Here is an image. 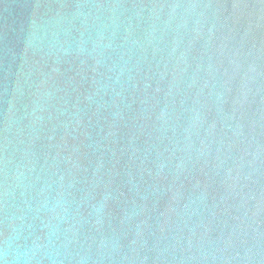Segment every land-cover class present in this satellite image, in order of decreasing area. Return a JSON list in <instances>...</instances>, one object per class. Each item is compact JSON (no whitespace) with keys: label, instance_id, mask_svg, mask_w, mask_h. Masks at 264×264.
Returning a JSON list of instances; mask_svg holds the SVG:
<instances>
[{"label":"water","instance_id":"95a60500","mask_svg":"<svg viewBox=\"0 0 264 264\" xmlns=\"http://www.w3.org/2000/svg\"><path fill=\"white\" fill-rule=\"evenodd\" d=\"M0 264H264V0H0Z\"/></svg>","mask_w":264,"mask_h":264}]
</instances>
